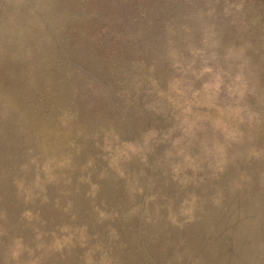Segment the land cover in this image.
<instances>
[{
  "label": "rangeland",
  "instance_id": "1",
  "mask_svg": "<svg viewBox=\"0 0 264 264\" xmlns=\"http://www.w3.org/2000/svg\"><path fill=\"white\" fill-rule=\"evenodd\" d=\"M0 264H264V0H0Z\"/></svg>",
  "mask_w": 264,
  "mask_h": 264
}]
</instances>
